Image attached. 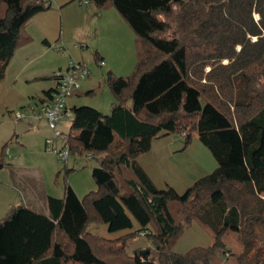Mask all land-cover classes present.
I'll use <instances>...</instances> for the list:
<instances>
[{
    "label": "trees",
    "instance_id": "trees-1",
    "mask_svg": "<svg viewBox=\"0 0 264 264\" xmlns=\"http://www.w3.org/2000/svg\"><path fill=\"white\" fill-rule=\"evenodd\" d=\"M90 2L113 4L135 32L138 53L131 77L109 72L117 99L110 113L71 107L69 151L98 160L92 172L98 189L80 198L67 184L62 197L48 196L47 213L12 206L0 218V264H116L118 258L224 264L227 251L229 264H264V248L256 246L264 237V0ZM51 6L0 0V81L17 49L32 39L26 25ZM193 132L217 167L181 194L158 188L139 156L157 137L181 133L188 144ZM6 165L0 158V170ZM181 218L209 229L213 244L175 252ZM93 223L111 232L138 228L109 240L90 231ZM143 230L159 263L149 254H126ZM229 237L241 247H231Z\"/></svg>",
    "mask_w": 264,
    "mask_h": 264
},
{
    "label": "rangeland",
    "instance_id": "rangeland-1",
    "mask_svg": "<svg viewBox=\"0 0 264 264\" xmlns=\"http://www.w3.org/2000/svg\"><path fill=\"white\" fill-rule=\"evenodd\" d=\"M47 1L52 3V9L38 13L26 25L32 39L21 46L24 48L17 49L0 81V158L7 163L0 170V218L18 204L31 203L32 207L44 211L47 196L62 197L67 184L80 198L98 189L92 175L93 168L99 165L97 159L87 153L72 152L63 160L59 156L64 148L63 141L45 122L17 123L13 113L42 98L53 72L67 68L70 60H76L83 61L92 74L82 82V98L75 99L76 94L72 96L73 101L108 114L117 102L109 86V72L131 77L138 62L137 36L112 3L99 8L92 2L82 4L79 0ZM98 52L103 55L105 66L99 65ZM222 62L228 63V60ZM210 69V65L205 68L206 72ZM127 103L132 105V99ZM70 122L65 116L59 126L66 136L72 132ZM47 139L53 142L47 145ZM138 161L158 188L171 186L180 194L218 165L197 132L192 133L188 144L181 133L157 137ZM172 209L174 211L175 207ZM180 221L183 230L172 246L175 252L186 253L193 247L213 244V234L199 221L186 222L184 218ZM134 229L111 232L104 223L90 225L91 232L109 240ZM147 241L148 237L142 235L131 239L126 254L132 258L136 252L149 248V256L159 263L158 252ZM228 243L235 249L241 247L232 237ZM263 245L264 237L257 238V248L260 250ZM230 252L224 253V264H229L226 258ZM116 264L133 263L118 258Z\"/></svg>",
    "mask_w": 264,
    "mask_h": 264
},
{
    "label": "built area",
    "instance_id": "built-area-1",
    "mask_svg": "<svg viewBox=\"0 0 264 264\" xmlns=\"http://www.w3.org/2000/svg\"><path fill=\"white\" fill-rule=\"evenodd\" d=\"M79 2L88 4L89 0H79ZM99 65L105 66V60L100 58ZM90 75L91 69L85 63L70 60L67 68H60L52 74L53 88L47 95L34 104L24 106L13 113L17 123L20 121L30 122L31 124L34 121L45 122L54 131L55 135L63 141L64 148L59 152V156L63 160L68 159L70 151L68 136L59 129V126L65 116L71 120L72 110L69 106V101L75 92L80 90L82 82L88 79ZM52 142L51 139H47V145ZM146 233L147 230L141 231V235Z\"/></svg>",
    "mask_w": 264,
    "mask_h": 264
},
{
    "label": "crops",
    "instance_id": "crops-1",
    "mask_svg": "<svg viewBox=\"0 0 264 264\" xmlns=\"http://www.w3.org/2000/svg\"><path fill=\"white\" fill-rule=\"evenodd\" d=\"M89 4V3H88ZM51 5H52V3H51ZM52 9V8H51ZM37 15H39V14H37ZM37 15H35L34 17H36ZM33 19V18H32ZM27 33H28V31H27ZM45 40H47V39H44V41ZM48 41V40H47ZM49 42V41H48ZM47 44V43H46ZM27 46V45H26ZM25 46H23V47H21V49L22 48H24ZM99 53V52H98ZM16 54V53H15ZM99 56L102 58V59H104V57H103V55H100V53H99ZM83 62V61H82ZM54 73V72H53ZM92 74V73H91ZM90 77H91V75H90ZM90 77L88 78V79H90ZM49 79H50V84H49V86L47 87V89H44V91H43V93H44V95L43 96H45V92H49L52 88H53V81H52V77L50 76L49 77ZM81 89V88H80ZM78 93H77V97L75 96V99H77V100H80L81 98H82V95H83V91H81V90H79V91H77ZM74 98H72L71 97V99H70V101H69V106H70V108L73 106V105H80V104H78V103H75L74 101ZM116 103V102H115ZM115 103L113 104V106L115 105ZM98 109V108H97ZM100 110V109H99ZM31 128H34V127H36V126H30ZM48 196H51V195H48ZM48 196H47V198H46V202H45V204H46V209L44 210V211H39V209H37V207H32V205H31V203H27V205L30 207V208H32V209H34V210H36V211H38V212H42V213H47L48 212ZM37 204H39V203H37ZM135 228H136V225H135Z\"/></svg>",
    "mask_w": 264,
    "mask_h": 264
},
{
    "label": "water",
    "instance_id": "water-1",
    "mask_svg": "<svg viewBox=\"0 0 264 264\" xmlns=\"http://www.w3.org/2000/svg\"><path fill=\"white\" fill-rule=\"evenodd\" d=\"M150 249L149 248H147V249H142V250H140L138 253L140 254V255H148V254H150Z\"/></svg>",
    "mask_w": 264,
    "mask_h": 264
}]
</instances>
